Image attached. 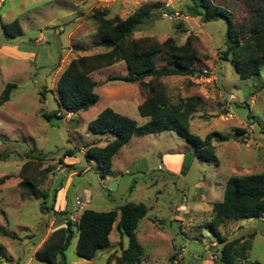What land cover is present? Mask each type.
I'll return each mask as SVG.
<instances>
[{"label":"rangeland","instance_id":"374dc122","mask_svg":"<svg viewBox=\"0 0 264 264\" xmlns=\"http://www.w3.org/2000/svg\"><path fill=\"white\" fill-rule=\"evenodd\" d=\"M213 1L231 11L239 26L248 28L252 23V12L244 0ZM166 2L183 17L165 18ZM191 3L118 0L102 9L109 17L123 19L149 9L151 17L132 38L161 35L184 43L191 33L195 35L200 76L170 75L157 81L172 103L199 99L190 129L202 137L213 131L227 137V141L216 142L219 161L194 157L193 144L176 131L165 130L133 136L114 157L109 173L87 157L86 149L92 144L105 146L116 136L94 134L89 123L106 107L139 124L147 121L138 110L147 97L139 83L111 80L127 75V64L118 60L92 73L98 82L99 100L89 110L74 114L59 110L57 104L58 80L70 61L107 50L101 45L93 18V10L102 6L94 0H9L5 10L0 7V93L7 83L16 84L11 99L0 106V264H45L36 260L34 253L60 218L72 214L73 221H78L82 212L77 210V198H82L85 209L98 211L131 201L147 205L148 214L138 229L145 253L135 264H221L217 257L222 245L204 224L212 219L214 204L222 201L231 175L264 171V65L259 75L241 79L233 63L221 60L218 53L224 47L226 22L205 23L193 18L185 7ZM17 19L24 35L9 40L2 23ZM172 61L164 52L157 54V68L173 67ZM54 109L62 118L46 120L43 113ZM238 127L245 132L238 134ZM67 149H73L75 155H68L63 162ZM28 161L23 173L35 177L39 187L49 192L44 211L42 198L22 196L21 173ZM60 186L58 203L53 204ZM59 210L68 213L62 216L55 212ZM115 225L110 246L90 260L78 255L76 234L66 250L67 263L105 264L110 255H121L129 239L124 236L120 244ZM219 229L227 239L257 231L247 262H264V213L260 218L228 220Z\"/></svg>","mask_w":264,"mask_h":264},{"label":"trees","instance_id":"16d2710c","mask_svg":"<svg viewBox=\"0 0 264 264\" xmlns=\"http://www.w3.org/2000/svg\"><path fill=\"white\" fill-rule=\"evenodd\" d=\"M192 2L185 7L193 18L205 23L218 19L226 22L224 47L218 51L220 59L231 61L241 79L259 75L264 65V0H244L252 12L253 20L248 28L239 26L233 13L215 4L213 0ZM102 8L103 6L93 10V18L101 37V45L107 50L79 55L70 61L58 80V109L63 108L76 114L93 107L99 100V94L96 91L98 82L92 78V73L111 67L116 61L122 60L128 66V74L112 77L111 80L139 83L147 97L139 105L138 110L147 121L139 124L136 119L106 107L89 123V130L94 134L113 133L116 137L105 146L88 145L87 157L94 159L104 173H109L114 157L133 136L172 130L193 144L194 157L218 163L216 142L227 141V137L218 131L202 137L190 129V121L200 104L199 99H181L172 103L170 96L157 81L163 76L170 75L200 76L196 67L199 54L194 46L195 35L191 33L184 43H178L170 36L163 38L161 35L132 38L134 32L151 17L149 9L139 10L123 19L118 15L109 17ZM2 28L9 40L24 35L19 19L11 24L2 23ZM161 52L172 57L173 67L157 68V54ZM15 87V83L6 84L0 93V106L11 99V92ZM42 97L44 98V92ZM56 109L43 113V117L48 121L62 118ZM237 132L241 134L245 129L238 127ZM30 154L28 153L32 158L45 160L41 155ZM68 155L74 156V150L67 149L64 152L63 162ZM29 165V161L25 163L21 173L22 196L28 199L42 198L44 203L41 209L44 211L48 208L45 203L49 198V192L39 187L35 177L23 173ZM67 166L76 168L74 164ZM62 188L63 186L57 187L53 204L58 203V192L60 193ZM55 212L62 216L68 213L67 210ZM263 213L264 171L231 175L222 201L214 204L212 219L204 224L213 231L222 245L217 257L219 263L248 264L252 239L257 234L254 230L249 232L247 237L227 239L221 234L220 226L226 224L228 220L260 218ZM147 214L148 207L143 202H127L109 211L87 207L78 221L71 220L70 216L60 218L57 227L48 235L43 245L36 249L34 257L45 264H68L66 250L78 234L76 247L78 255L88 260L93 259L99 250L110 246V235L116 223V229L121 236L120 244H123L124 236L128 237L129 243L127 247H123L121 255H110L105 264H135L145 253L138 239V229L140 221ZM251 264L264 262L254 261Z\"/></svg>","mask_w":264,"mask_h":264},{"label":"built area","instance_id":"2783aa9c","mask_svg":"<svg viewBox=\"0 0 264 264\" xmlns=\"http://www.w3.org/2000/svg\"><path fill=\"white\" fill-rule=\"evenodd\" d=\"M4 1L5 0H0V7L4 4ZM98 5L100 6H109V5H112L114 3H116L118 0H94ZM163 16L167 19H170V20H175V19H178V18H182L183 15L182 13L176 9L175 7L172 6L171 2H166L165 3V11L162 13ZM76 206H77V210L79 212H83L85 210V204L82 200V198H77L76 199ZM71 220H74V215H70L69 217Z\"/></svg>","mask_w":264,"mask_h":264},{"label":"water","instance_id":"95a60500","mask_svg":"<svg viewBox=\"0 0 264 264\" xmlns=\"http://www.w3.org/2000/svg\"><path fill=\"white\" fill-rule=\"evenodd\" d=\"M9 3V0H5L2 9L5 10L7 5Z\"/></svg>","mask_w":264,"mask_h":264},{"label":"crops","instance_id":"0c3cea01","mask_svg":"<svg viewBox=\"0 0 264 264\" xmlns=\"http://www.w3.org/2000/svg\"><path fill=\"white\" fill-rule=\"evenodd\" d=\"M4 48H5V47H4ZM10 50H11V49H10ZM106 144H107V143H106ZM106 144H105V145H106ZM120 151H121V150H120Z\"/></svg>","mask_w":264,"mask_h":264}]
</instances>
